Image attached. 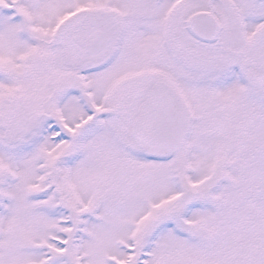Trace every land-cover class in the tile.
Listing matches in <instances>:
<instances>
[{
    "label": "snow or ice",
    "instance_id": "snow-or-ice-1",
    "mask_svg": "<svg viewBox=\"0 0 264 264\" xmlns=\"http://www.w3.org/2000/svg\"><path fill=\"white\" fill-rule=\"evenodd\" d=\"M0 264H264V0H0Z\"/></svg>",
    "mask_w": 264,
    "mask_h": 264
}]
</instances>
